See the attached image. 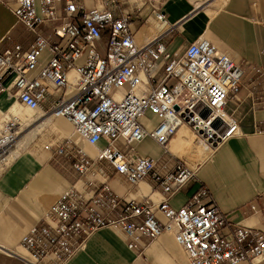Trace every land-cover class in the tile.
I'll return each mask as SVG.
<instances>
[{
  "label": "built area",
  "instance_id": "obj_1",
  "mask_svg": "<svg viewBox=\"0 0 264 264\" xmlns=\"http://www.w3.org/2000/svg\"><path fill=\"white\" fill-rule=\"evenodd\" d=\"M164 1L144 19L156 34L140 43L131 29L140 18L131 12L142 5L129 0H94L90 7L86 0H4L15 5L10 9L16 21L34 38L27 47L0 49V93L42 116L67 119L77 139L94 148L89 153L71 137L42 144L64 170L83 179L84 189L62 193L22 235L26 264H65L101 228L120 232L131 249L170 232L188 264L264 259V235L229 225L204 189L180 207L168 202L196 177V168L168 149L169 141L182 125L211 150L239 135L225 106L244 69L204 37L170 52L167 38L175 24L165 17ZM258 22L264 27V19ZM148 112L157 117L151 128L143 124ZM6 117L0 121V174L12 161L20 124ZM145 138L167 159L138 153L135 146ZM111 172L130 186L150 177L162 198L119 197L107 184Z\"/></svg>",
  "mask_w": 264,
  "mask_h": 264
},
{
  "label": "crops",
  "instance_id": "obj_2",
  "mask_svg": "<svg viewBox=\"0 0 264 264\" xmlns=\"http://www.w3.org/2000/svg\"><path fill=\"white\" fill-rule=\"evenodd\" d=\"M86 4L89 7L95 5L94 0H86ZM207 4L210 7L204 9L200 6L195 8L193 0L163 2L166 19L175 24L167 38L168 50L182 51L197 37H204L243 67L241 86L225 106V110L237 119L240 133L212 149L207 158L209 152H204L205 159L196 167L195 180L188 181L168 202L172 207H180L202 188L227 216L229 225H244L264 235V27L258 22L264 19V0H223L221 3L209 0ZM13 6V3L5 4L4 0H0V49L14 43L27 47L34 38L16 21L10 9ZM135 22L139 21H132L131 29L138 42H145L155 35L148 38L146 34L152 31V26H139ZM46 54L43 50L42 58ZM257 67L261 69L260 73L255 72ZM10 99L5 93H0V113L11 103L14 104ZM15 116L20 123L36 116L33 127L39 130L48 125L49 129L38 131L30 147L26 146L34 136L26 139L27 142L0 174V264H26L21 258L27 254L20 244L22 235L62 193L71 188L84 189L83 179L64 170L59 161L42 148V144L50 139L71 137L89 153L94 152L93 147L73 137V132L71 135L72 126L65 118L42 116L40 111L36 114L35 110L27 117H21V114ZM156 121L157 117L148 112L143 124L151 128ZM185 134L180 131L175 138L177 142H183L184 147L175 141L169 145V150L182 159L186 157L185 148L192 143V139L189 140ZM21 144L19 140L18 146ZM103 144L101 140L97 146ZM202 148L204 151V146ZM135 149L140 154L160 160L168 157L150 138L136 144ZM107 184L116 195L126 200L162 198L161 191L150 177L130 186L111 172ZM65 264L188 262L170 232H163L153 240L144 239L140 247L131 249L120 232L101 228ZM238 264H264V259L256 257Z\"/></svg>",
  "mask_w": 264,
  "mask_h": 264
},
{
  "label": "rangeland",
  "instance_id": "obj_3",
  "mask_svg": "<svg viewBox=\"0 0 264 264\" xmlns=\"http://www.w3.org/2000/svg\"><path fill=\"white\" fill-rule=\"evenodd\" d=\"M162 1L163 0H129L130 3H137V5H142L139 11L137 9V11L131 12V15L133 17H139L140 18V19H134L135 21H139V22H135L136 25L139 24V26L140 25H144V26L150 25V26H152L151 27L152 31H150L149 34H146L148 37H151L152 35L156 34V28L154 27L153 24H151L153 22H151V20H149V19H148L147 23L144 24V19H146V18H148V16H150V14H151L150 13L151 6L152 5H154V6L158 5ZM193 1L197 2V3L198 2H202L201 3L202 5H200V8L203 7L204 9H206V8L210 7L207 4L208 0H193ZM142 9H144V10H142ZM179 52H180V50H179ZM11 99L14 102V99L13 98H11ZM14 104H15V108L14 109L18 112L17 115H19V114L25 115V114L28 113V111H26V109H24V107H21L18 103L14 102ZM47 104H49V103H47ZM5 111H7V112H5ZM5 111H4V115L3 114L1 115V113H0V121L6 120L7 119L6 116H9V115H12V116H14V118H16L15 114L12 111H10V110H5ZM39 111L35 110V113L38 114ZM35 118H36V116H33L32 120L27 121L26 123H20L19 124V133H20V136H21L20 140L22 141V144L20 146H18V147L12 146V148H16V149L19 150V148H21V146L23 144H25V142H27L28 139H31L34 135L36 136L38 131H44L46 129H49V126L46 125L45 127L41 128L39 130H36V127H33L34 124H35V121H34ZM69 127L71 128L70 124H69ZM187 130H188L189 137L192 139V143H191L190 147L185 148L186 157L183 158V159L181 158V159L184 160L186 163H188L192 168H196L205 158H207L209 156L210 153H208L207 156L204 158L205 153L202 151L203 148L200 147V145H201L200 142L201 141H199V140L197 141L194 138V136L191 133V131L188 128H187ZM23 134H25V135H23ZM71 135H72V129H71ZM35 136L31 139V141L29 142V144L26 147H30V146L33 145V143H34L33 140L35 139ZM72 136L76 138L75 135H72ZM22 137H24V138H22ZM174 141L177 144H179V146H181V147L185 146L183 142H177L176 139H174ZM137 147H138V145H137ZM210 152H211V149H210ZM11 154L15 156V154H13V153H11ZM197 158H202V159H200V161H196ZM12 159H13V157H12Z\"/></svg>",
  "mask_w": 264,
  "mask_h": 264
},
{
  "label": "bare ground",
  "instance_id": "obj_4",
  "mask_svg": "<svg viewBox=\"0 0 264 264\" xmlns=\"http://www.w3.org/2000/svg\"><path fill=\"white\" fill-rule=\"evenodd\" d=\"M208 1H209V0H208ZM222 1H223V0H219V3H221ZM148 38H149V37H148ZM148 38H147V39H148ZM9 99H10V98H9ZM10 100H11V99H10ZM10 103H11V101H10ZM14 108H15V104L11 103L10 106L8 107V110L12 111L14 114L17 115L18 112H17ZM24 109H26V108H24ZM26 111H28V113L25 114V115H22L21 117H27V116L32 115V113H33L34 110L26 109ZM186 127L189 129V127L186 126V125H182V126L179 127V129L177 130V132L173 135V137H172L171 140L169 141V143H168V149H169V145L174 141V139L176 138V135H177L180 131L185 132V133H186V134H185L186 137H187L189 140L191 139V138L189 137L188 130H187ZM189 130H190V129H189ZM19 140H20V133L16 135L15 140H14V142H13V146L18 147ZM197 141H198V140H197ZM200 143H201L200 147L204 146V148H205V150H204V151L202 150V151H203V152H209V153H210V148H209L208 146H206L202 141H201ZM17 151H18V149H16V148H12V147H11V149H10V151H9V158L12 159V157H14V155H12L11 153L16 154Z\"/></svg>",
  "mask_w": 264,
  "mask_h": 264
},
{
  "label": "water",
  "instance_id": "obj_5",
  "mask_svg": "<svg viewBox=\"0 0 264 264\" xmlns=\"http://www.w3.org/2000/svg\"><path fill=\"white\" fill-rule=\"evenodd\" d=\"M176 108V107H175Z\"/></svg>",
  "mask_w": 264,
  "mask_h": 264
}]
</instances>
